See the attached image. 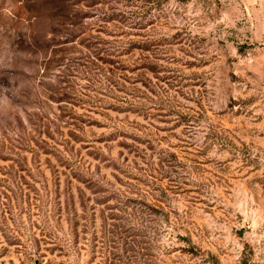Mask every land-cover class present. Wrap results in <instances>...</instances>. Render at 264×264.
<instances>
[{"label": "rangeland", "instance_id": "rangeland-1", "mask_svg": "<svg viewBox=\"0 0 264 264\" xmlns=\"http://www.w3.org/2000/svg\"><path fill=\"white\" fill-rule=\"evenodd\" d=\"M0 264H264V0H0Z\"/></svg>", "mask_w": 264, "mask_h": 264}, {"label": "water", "instance_id": "water-1", "mask_svg": "<svg viewBox=\"0 0 264 264\" xmlns=\"http://www.w3.org/2000/svg\"><path fill=\"white\" fill-rule=\"evenodd\" d=\"M242 228H243V227H241V230H243ZM241 230L238 232L239 234L242 232Z\"/></svg>", "mask_w": 264, "mask_h": 264}]
</instances>
